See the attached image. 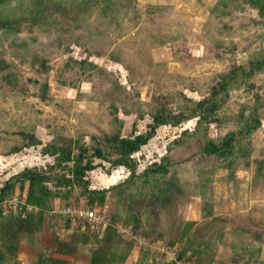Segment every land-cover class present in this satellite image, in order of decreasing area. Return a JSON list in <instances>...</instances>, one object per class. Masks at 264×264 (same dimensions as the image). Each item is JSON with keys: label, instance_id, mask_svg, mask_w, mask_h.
<instances>
[{"label": "rangeland", "instance_id": "rangeland-1", "mask_svg": "<svg viewBox=\"0 0 264 264\" xmlns=\"http://www.w3.org/2000/svg\"><path fill=\"white\" fill-rule=\"evenodd\" d=\"M104 2L94 0L85 8L65 1L41 17L0 29V186L25 167L52 164L42 147L54 136L91 143V135L144 132L156 106L177 115L185 98L205 95L219 73L264 58V17L250 0H134L112 11ZM12 3L5 14L23 16L24 5ZM250 115L260 125L238 138L229 156L201 149L205 138L219 140ZM214 117L199 128L196 118L160 125L135 153L137 174L161 156L170 162L156 196L151 177L146 183L125 182L126 168L95 160L87 179L91 188L107 190L103 205L89 206L75 184L68 196L55 197L51 208L94 209L105 228L82 229V222L45 212L44 228L35 232L37 247L34 233L28 234L23 248L7 253L10 262L33 264L42 246L56 239L68 243L71 234L86 230L89 241L78 239L73 250L52 254L69 264H90L96 238L109 226L113 235L104 243L131 245L122 264H161L173 247L176 258L182 253L180 264H264V69L230 87ZM167 175L170 188L164 186ZM13 193L21 196L23 190L15 185L8 195ZM213 196L216 216L209 206ZM190 201L203 206L201 221L183 218ZM12 212L0 216L5 220ZM132 214L140 227L133 228ZM195 243L204 250L194 253ZM100 264L117 262L105 253Z\"/></svg>", "mask_w": 264, "mask_h": 264}, {"label": "trees", "instance_id": "trees-1", "mask_svg": "<svg viewBox=\"0 0 264 264\" xmlns=\"http://www.w3.org/2000/svg\"><path fill=\"white\" fill-rule=\"evenodd\" d=\"M21 6L23 3L18 0H0V29H13L21 19H30L41 17V14L48 8L63 5L65 1H79V3L88 8L94 0H29L24 2L25 11L23 16H14L5 14V9L13 6ZM102 5L106 10L112 11L115 6L130 4L134 0H103ZM256 8L258 14L264 17V0H250ZM51 9V8H50ZM264 69V58L251 59L247 64H239L231 67L229 70L217 75L215 82L210 90L198 99L185 98L180 106L179 114L172 115L171 109L166 106H156L151 113V122L147 124V130L134 133L130 136L120 135L118 132L104 134L103 136L91 135V143L80 141L77 138L60 139L58 136L47 142L42 147V152L53 157L54 161L46 168L29 166L23 168L18 173L10 176L2 186H0V198L11 193V190L17 185L25 204L37 207V210H26L22 205L21 209L13 211L1 223L0 240V264H18L10 262L7 253L15 251L19 245V238L22 234H31L40 231L45 225V212L50 209L53 200L58 196H68L73 190L75 184H80L83 191L87 194V204L92 206L96 202L102 206L106 196V189H96L89 186L87 172L97 166L95 160L107 161L111 166H123L129 171L125 182L146 183L147 178L151 177L153 194H161L159 190V179H162L168 173L170 162L167 156H161L157 162H152L144 168L141 174L136 173L137 160L135 153L138 152L144 144L154 135L156 128L163 124L177 125L185 120L196 118V128L202 123H209L215 120L218 109L223 105L229 94V89L237 84H243L256 72ZM260 125L256 116H247L243 119L241 126L234 131H228L219 140L205 138L201 143V149L208 154H215L219 157L229 156L234 149V144L238 138L248 136L251 131ZM187 131L184 132L186 134ZM24 137L29 138L31 143H40L33 134L19 132ZM60 140H63L60 141ZM178 139L176 142H179ZM202 142V140H201ZM17 150V149H15ZM71 162L70 166L67 163ZM165 188H170L172 178L166 176ZM156 188H155V187ZM160 191V192H159ZM1 213V212H0ZM133 219V228L140 227L141 221L136 214L131 215ZM70 219V218H69ZM86 230L71 234L72 241L66 243L55 240L51 245L41 247L37 259L33 264H69L61 257H56L52 252H69L74 249L73 246L78 239L82 242L89 241V234ZM113 229L109 226L104 230L101 237L96 238L98 246L92 249L90 264H100L103 262L105 253H108L110 262H122L127 257L131 245L122 246L121 244H106L104 239L113 235ZM96 237V235H95ZM173 242H171L172 244ZM194 253L204 250L201 243L191 244ZM182 257L180 252L177 259ZM118 260V261H117ZM14 261V260H13ZM161 264H177L175 260L165 261Z\"/></svg>", "mask_w": 264, "mask_h": 264}, {"label": "built area", "instance_id": "built-area-1", "mask_svg": "<svg viewBox=\"0 0 264 264\" xmlns=\"http://www.w3.org/2000/svg\"><path fill=\"white\" fill-rule=\"evenodd\" d=\"M24 205L26 210H37V207L32 206L30 204H25L24 199L16 193L11 195H6L0 198V212H4L5 210L16 211L21 209V206ZM48 215L53 214H62L63 216H67L68 218L82 222V229L86 227L94 228L95 226L104 229L106 226V222L103 219V216L96 212L94 209L85 208L84 206H72L67 205L59 208L57 205L51 209L46 210ZM61 230L57 232V234H61ZM140 244H143V240H139ZM167 255V261L176 260L175 257V248L173 247L171 250L165 251Z\"/></svg>", "mask_w": 264, "mask_h": 264}, {"label": "crops", "instance_id": "crops-1", "mask_svg": "<svg viewBox=\"0 0 264 264\" xmlns=\"http://www.w3.org/2000/svg\"><path fill=\"white\" fill-rule=\"evenodd\" d=\"M197 199V198H195ZM195 201V200H192ZM190 201L189 203H187L183 208L185 210H183V214H184V219L186 220H191V221H201L204 218V208L203 206L201 207V203L197 202V204H194V202ZM198 201V200H197ZM200 203V204H199ZM209 206H211V214L212 216H216L218 215L220 212L218 211V201L216 200V198L213 196V198L211 199V204H209ZM1 217V216H0ZM3 218L1 217V222H0V229H2V222H3ZM195 223V222H194ZM34 245L37 247V245L39 244L38 241H36V233H34ZM29 241V237L27 234L21 235V239L19 242V246L20 248H23L24 243L26 241ZM32 241V240H31ZM37 244V245H36ZM202 244V243H201ZM204 246V245H203ZM205 247V246H204ZM23 251L22 249L20 250V252Z\"/></svg>", "mask_w": 264, "mask_h": 264}]
</instances>
